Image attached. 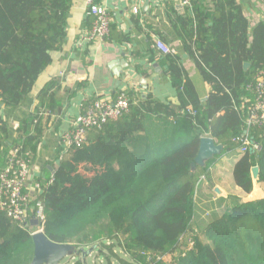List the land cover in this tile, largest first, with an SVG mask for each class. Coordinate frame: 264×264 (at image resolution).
Returning a JSON list of instances; mask_svg holds the SVG:
<instances>
[{
  "label": "trees",
  "instance_id": "16d2710c",
  "mask_svg": "<svg viewBox=\"0 0 264 264\" xmlns=\"http://www.w3.org/2000/svg\"><path fill=\"white\" fill-rule=\"evenodd\" d=\"M189 2L191 13L172 24L211 87L207 100L195 97L179 58L165 55L179 106L149 98L135 102L127 92V115L88 132L81 147L60 151L53 173L36 181L41 188L36 201L46 218L43 233L51 242L78 252L105 250L108 264L111 258L119 264H161L167 255L170 264H264V197L236 200L203 229L192 227L200 177L222 155L238 150L246 131L250 103L245 101L251 98L246 88L264 71V21L250 31L237 0H211L212 12L205 11L202 0ZM71 5L72 0H0L3 108L18 107L31 95L51 62L50 53L65 42ZM57 83L52 80L38 92L40 108L14 136L0 116V170L16 147L32 164L41 118L54 105ZM248 136L261 151L248 150L233 164L234 184L244 193L252 190V168H258V182L264 183V126L250 128ZM203 137L222 150L192 168ZM32 229H21L0 212V264L31 263Z\"/></svg>",
  "mask_w": 264,
  "mask_h": 264
},
{
  "label": "crops",
  "instance_id": "0c3cea01",
  "mask_svg": "<svg viewBox=\"0 0 264 264\" xmlns=\"http://www.w3.org/2000/svg\"><path fill=\"white\" fill-rule=\"evenodd\" d=\"M201 3L206 12L213 11L211 0ZM237 3L250 31L264 21V0H237ZM135 7L136 15L132 13ZM107 10L109 37L104 42L89 43L79 49L75 43L91 28L92 18L86 15L84 0H72L65 42L60 50L50 53L51 62L35 82L31 95L18 107L0 109V116L14 136L19 124L40 108L38 92L50 81L58 82V90L52 96L54 105L50 113L41 118L42 133L32 159L29 188L56 169L61 151L59 137L70 130L86 102L96 98L113 100L119 91H125L135 95V102L138 98H149L162 105H180L178 90L162 61L165 55L154 48L155 39L168 46L171 56L179 58L198 101L205 103L211 92L172 24L176 17L191 13L190 7L182 5V0H114L107 2ZM125 64L127 66L123 67ZM240 156L238 150L231 151L210 164L204 180L196 188L193 221L205 217L202 211L207 210L210 216L219 213L218 218L230 210L236 200L245 203L264 197V183H259L258 177L256 181L252 179L250 193H244L234 184L232 167Z\"/></svg>",
  "mask_w": 264,
  "mask_h": 264
},
{
  "label": "built area",
  "instance_id": "2783aa9c",
  "mask_svg": "<svg viewBox=\"0 0 264 264\" xmlns=\"http://www.w3.org/2000/svg\"><path fill=\"white\" fill-rule=\"evenodd\" d=\"M114 0H84L86 15L92 18L89 30L81 34L76 41V48H83L93 42H104L110 34V16L107 10V2ZM182 5L190 7L189 0H182ZM134 15L138 9H132ZM154 48L163 55L170 54V49L160 39H155ZM253 85L246 90L251 98L245 102L250 103L245 120L246 131L240 138L239 153L246 151L258 153L261 151L259 143L254 142L248 136V130L252 127L264 126V71L256 73ZM130 108L129 98L125 91H119L113 100L96 98L81 108L80 114L74 119L70 130L59 137L61 152H66L72 147L79 148L86 142V135L91 130H100L108 122L120 119L128 114ZM20 147L12 149L8 155L5 166L0 170V212L12 223L21 229L30 226V222H37L36 229L31 235L43 231L45 213L43 206L36 199L41 193L40 186L32 180L31 163L26 153L22 156ZM204 180L200 177L196 187ZM29 188V189H28ZM32 203L34 205H32ZM30 212L33 214L30 216ZM31 227V226H30Z\"/></svg>",
  "mask_w": 264,
  "mask_h": 264
},
{
  "label": "water",
  "instance_id": "95a60500",
  "mask_svg": "<svg viewBox=\"0 0 264 264\" xmlns=\"http://www.w3.org/2000/svg\"><path fill=\"white\" fill-rule=\"evenodd\" d=\"M122 65V64H121ZM127 65H123L126 67ZM249 68V64H243V69L246 71ZM120 74H118L119 76ZM0 105V109H1ZM222 150V146L218 145L213 139L209 137H203L200 139L198 152L191 164L192 168L196 165L203 166L204 162L211 159L213 156L218 155ZM258 176V168L254 167L251 169V178L256 181ZM31 227H36L37 222L32 220L30 222ZM33 244V258L30 264H60L61 261L72 255L81 254L82 257L87 256L93 251V248L85 251L80 250L76 253L74 247L68 244H57L51 242L42 232H37L31 235Z\"/></svg>",
  "mask_w": 264,
  "mask_h": 264
},
{
  "label": "rangeland",
  "instance_id": "374dc122",
  "mask_svg": "<svg viewBox=\"0 0 264 264\" xmlns=\"http://www.w3.org/2000/svg\"><path fill=\"white\" fill-rule=\"evenodd\" d=\"M150 131H151V129H150ZM199 211H201V210H199ZM206 211L207 210L201 212V215L202 216H205V217L201 218V216H200V217H198V219H195L194 221H192V227H194L195 230L196 229H203L211 221H213L214 219H216V217L219 215V213H218L215 216H210V214L208 213V211L207 212ZM35 229L36 228L34 227L31 230V232L34 231ZM106 244H111V243L110 242H107ZM92 248H93V251L90 252L87 256L82 257L81 254L72 255L71 257H67V258L63 259L60 264H74L78 260H80L81 262H83V264H108V261H107V258L106 257L109 256V255H107V252L105 250H103L102 252H104V255L103 256H100L99 254L102 253V252L99 251L100 249L97 250L95 247H92ZM87 250H89V249H86L85 251H87ZM75 252L77 253L78 251H75ZM114 252L120 258L127 259L126 256L120 250L114 248ZM170 262H171V257L167 255V256H165L163 258V260L161 261V264H170ZM111 264H119V263L115 259L111 258Z\"/></svg>",
  "mask_w": 264,
  "mask_h": 264
}]
</instances>
